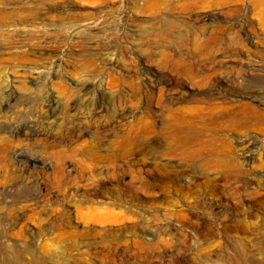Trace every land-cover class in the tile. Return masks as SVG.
I'll return each mask as SVG.
<instances>
[{
  "label": "rangeland",
  "instance_id": "obj_1",
  "mask_svg": "<svg viewBox=\"0 0 264 264\" xmlns=\"http://www.w3.org/2000/svg\"><path fill=\"white\" fill-rule=\"evenodd\" d=\"M222 2L0 0V264H264V18Z\"/></svg>",
  "mask_w": 264,
  "mask_h": 264
},
{
  "label": "bare ground",
  "instance_id": "obj_2",
  "mask_svg": "<svg viewBox=\"0 0 264 264\" xmlns=\"http://www.w3.org/2000/svg\"><path fill=\"white\" fill-rule=\"evenodd\" d=\"M217 1H220V0H216ZM221 1H229V0H221ZM254 6V9L255 11L258 12L259 16H263L264 18V0H250ZM222 2V3H223ZM159 6V3L157 1H150L148 2V4L145 6L144 10L143 11H147V10H152V9H156L157 7ZM257 15V14H256ZM263 23H264V20H263ZM246 40V39H245ZM190 45L193 47L194 50H200L202 48V46L204 45L202 43V40L198 37H193V39L189 42ZM252 43V42H251ZM246 49V48H245ZM214 65V64H213ZM67 81V80H66ZM57 93V92H56ZM71 94V93H70ZM261 95V94H260ZM72 97V96H71ZM241 97V96H240ZM246 97V96H245ZM249 97L251 99L257 97L255 96L253 93L249 94ZM248 97V98H249ZM259 98V97H258ZM236 99V98H235ZM261 99V98H260ZM242 100V99H241ZM264 100V99H263ZM231 101V100H230ZM257 101V100H256ZM235 104L234 106H232L231 108L233 109V112H236V114H240V113H249L251 115H254V116H258V117H264V112L263 111H259L254 105H252L251 103L249 102H240V101H233ZM263 102V101H262ZM54 105V104H53ZM263 106V105H262ZM74 107V106H73ZM222 107V106H221ZM263 108V107H262ZM261 108V109H262ZM73 109V108H72ZM217 109V108H216ZM39 110V109H38ZM71 110V109H70ZM196 108H188V109H185V110H180V109H173L172 111L169 110V112L171 111V113H168V114H172L171 117L173 118V121L174 123L172 124H180V125H183V124H189V125H193V124H199L200 123H205L207 122L206 120H208V116L206 117V120L205 118H201V119H194V118H190L188 117V112H192V111H195ZM213 110V109H212ZM211 110V112H212ZM219 110V109H218ZM227 110V109H226ZM210 111V110H209ZM214 111V110H213ZM208 112V111H207ZM232 112V111H231ZM213 113V112H212ZM222 113V112H221ZM208 115H211V114H208ZM229 115V114H228ZM249 115V116H251ZM235 116V115H234ZM230 117V116H229ZM209 118H211V116H209ZM246 118V117H245ZM249 118V117H248ZM253 119V118H252ZM260 119V118H258ZM209 120H212V119H209ZM247 120V119H246ZM263 120V119H262ZM255 121V120H254ZM102 122V121H101ZM219 122V121H218ZM262 122V121H261ZM211 123V122H210ZM247 123V122H246ZM170 124V123H168ZM136 124L132 125L131 128H134ZM171 125V124H170ZM175 125V126H176ZM203 125V124H201ZM215 125V123H214ZM253 125V124H252ZM100 126V125H99ZM259 126V125H258ZM261 126V125H260ZM98 127V126H97ZM166 127V126H165ZM253 127V126H252ZM77 128V127H76ZM178 128V127H177ZM216 129V126L214 127ZM75 129V128H74ZM87 129V128H86ZM84 131V130H83ZM254 131V129H253ZM241 133V132H240ZM77 134V133H76ZM177 134V133H176ZM175 134V137H177V135ZM197 134L201 135L203 134V132L201 130H198L197 131ZM81 135V134H80ZM218 134H211V135H208L209 139L205 142H203L202 144H200L199 146V151H207V150H213V149H216L217 145H218V140L216 138ZM224 139V138H223ZM220 142V140H219ZM247 143V142H246ZM249 143V142H248ZM245 145V144H244ZM252 146V145H251ZM187 147V146H186ZM220 147H223L226 151H228L229 153V156L232 157V154L233 156L236 155V150L231 146L229 145L227 142L225 141H221V145ZM166 155H172V152H164ZM171 153V154H170ZM164 154V156H165ZM238 156V155H237ZM258 156V155H257ZM261 156V155H260ZM168 157V156H167ZM253 158V157H252ZM239 160H243V162H248L251 160V157L248 156L245 152L239 156L238 158ZM258 159V158H257ZM260 159V158H259ZM236 159H230V160H225V161H222V162H225V164L228 166L230 164V162H238L237 160L235 161ZM252 161V160H251ZM260 161V160H258ZM262 161V160H261ZM253 163V162H252ZM248 165V164H247ZM254 165V164H253ZM261 165V164H260ZM244 168V167H243ZM249 169V168H248ZM254 169V167H253ZM228 179V178H227ZM247 180V179H246ZM251 202V201H250ZM258 203V202H257ZM256 203V204H257ZM251 212V211H250ZM263 226L259 225L258 226V229L257 230H260V231H263ZM250 239V237H245L243 238V241H247V239ZM251 239H254L253 237Z\"/></svg>",
  "mask_w": 264,
  "mask_h": 264
}]
</instances>
